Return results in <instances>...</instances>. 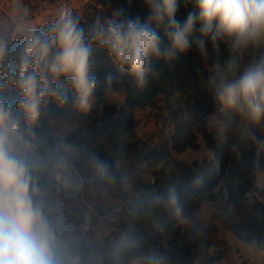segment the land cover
Here are the masks:
<instances>
[{"label":"rangeland","instance_id":"rangeland-1","mask_svg":"<svg viewBox=\"0 0 264 264\" xmlns=\"http://www.w3.org/2000/svg\"><path fill=\"white\" fill-rule=\"evenodd\" d=\"M62 6L72 8L74 15L81 20L90 19L92 23L98 17L102 21L114 16L123 18L111 2L99 5L96 0H0V29L10 27L15 16L24 14L29 23L40 29L51 22ZM93 75L102 95L93 96L92 106L86 113L72 103L61 106L49 100L40 115L42 134H50L57 148L61 149L62 144L67 148L61 160L52 154L48 163L53 182L42 191L51 215L63 224L66 237L76 245L77 264H149L152 255L162 257L161 264H197L202 260L203 246H208L205 249L208 257L220 254V259L212 264H264V249L239 239L234 231L237 227L242 234L264 238L261 234L264 216L251 211L247 205L240 207L237 196L232 199L237 205L230 209H220L204 199L191 211L186 201H177L178 213L167 219H162L156 211L146 210L138 215L124 237L126 250H115L119 239L116 226L121 217L116 209L110 211L118 202L113 179L107 174L95 180L100 173L98 164L107 166V159L103 154H92L89 163L81 166L83 173H79L70 159L76 156L73 150L100 142L105 135V123L112 130L119 117L121 122L116 128L119 142L139 140L147 142L146 148L165 142L169 146V150L159 152L149 163L139 165L131 158L123 160L121 168L127 176L140 174L149 180L151 170L163 165L182 172L186 166L213 159L214 151L199 131V124L190 117V102L181 94L188 87L179 83L171 66L148 73L142 87L132 80L129 89L120 77L108 80L111 74L107 64L95 66ZM152 88L156 90L151 101L126 103L129 95L138 100L136 90ZM178 128L195 135L192 147L182 152L171 148V137ZM206 128L215 138L230 144V173L225 180L228 193L237 195L240 187L248 186L245 168L257 163L262 171L256 176L254 186L264 193V152L258 155L253 145L254 140L264 144V123L252 126L256 134L253 139L240 118L233 122L222 111H215L207 116ZM129 182L134 191L135 181ZM199 227L209 231L205 233ZM81 245L88 250L86 253H82Z\"/></svg>","mask_w":264,"mask_h":264},{"label":"clouds","instance_id":"clouds-1","mask_svg":"<svg viewBox=\"0 0 264 264\" xmlns=\"http://www.w3.org/2000/svg\"><path fill=\"white\" fill-rule=\"evenodd\" d=\"M198 10L185 22L175 19L177 0H146L149 15L120 19L98 17L85 33L72 8L60 7L47 29L39 31L15 16L11 26L0 29V264H77L76 245L51 215L38 185L33 127L50 99L69 102L65 86L72 89V105L87 112L93 103L97 79L93 75V48L103 49L112 61L144 86L149 57L171 59L187 52L197 23L201 36L196 45L207 59L205 38L219 51L224 39L229 57L214 65L209 82L216 102L241 119L249 135L252 126L264 123V54L242 64L245 51L264 43V0H193ZM167 19L165 35L170 47L161 48L158 28ZM18 46L13 51L11 45ZM13 65L15 67L13 68ZM113 78L108 76V80ZM63 80V84L60 81ZM5 89H15V105L6 103ZM101 176L107 166L99 163ZM152 255L149 264H161Z\"/></svg>","mask_w":264,"mask_h":264},{"label":"trees","instance_id":"trees-1","mask_svg":"<svg viewBox=\"0 0 264 264\" xmlns=\"http://www.w3.org/2000/svg\"><path fill=\"white\" fill-rule=\"evenodd\" d=\"M96 2L99 5L113 3L121 13L123 17L121 19L140 17L143 22L149 15L146 0H96ZM190 12L198 14L193 0H177V10L175 13L177 21L181 22V24L185 22ZM49 25L50 23H47L38 30L47 33ZM80 25L85 29V33L87 34L92 22L90 19H80ZM167 26V19H165L163 25L158 28L162 49L171 46L170 41L165 35ZM200 27L201 25L197 23L192 35V46L187 52L177 53L171 59H167L164 56H150L148 73L164 71L168 66H171L179 83L188 87L181 94L190 102V117L199 124V131L213 148V159L205 160L200 164L194 163L191 166H186L182 172L169 170L166 165H163L161 168L151 170L149 180H146L140 174L127 176L122 172L121 163L123 160L131 158L139 165L149 163L156 159L159 152L169 150V146L167 142L164 144H154L148 146V148H146L147 142L139 140L125 143L119 142L116 136V128L119 127L121 122L119 117L114 121L112 130L107 129L108 125L105 123V135L100 142L85 146L80 150H73L76 156L70 158L72 165L78 169L79 173H83L81 166L89 163L92 154H103L105 159H107V174L113 179V190L115 198L118 201L111 207L110 211L116 209V212L121 217L119 224L116 226L119 239L114 245L115 250L119 252L126 250L124 237L131 231L132 226L138 220L139 214L151 209L156 211L162 219L172 218L178 213L177 201H186L191 211L204 199L214 202L220 209H230L237 205L232 200L234 196H237L240 207L247 205L251 211L264 216V193L257 190L254 186L256 176L262 171L260 164L248 165L245 168L248 186L243 185L240 187L237 195H230L225 185V180L230 173V144L222 142L207 131L206 118L215 111H222L231 121L239 120V117L233 113L221 109L215 100L214 89L209 82V78L215 71L214 65L217 63L223 65L230 53L227 42L224 39L220 40L219 51H216L213 49L211 41L205 38L208 57L207 59L202 57L196 45V40L201 36ZM17 46L16 42L11 45L13 51ZM260 54H264L263 43L259 48H250L245 51L241 63L247 64L254 56H259ZM93 60L96 67L107 64L111 76L113 78L120 77L128 89L131 88L130 83L134 78L126 71L121 70L103 49L93 48ZM14 67L15 65H13ZM60 83L63 84V80ZM155 90L156 88L148 89L147 91L136 90L134 93H136L135 97L138 100L129 95L126 103L134 105L143 100L145 102L151 101L154 98ZM65 91L68 94V103H71L74 93L67 86H65ZM3 95L6 103L14 106L19 94L15 89H5ZM101 95L102 92L96 85L93 90V96L99 98ZM50 100L56 102L54 99ZM42 127L43 124L40 117L33 127L35 133L33 141L35 143L34 152L38 162V185L41 187V190L52 185L53 182V178H51L52 169L48 163L52 154L56 156L57 160H61V156L67 149L63 144L61 149L57 148L50 134H42ZM194 137L193 133L184 132L178 128L171 137V148L177 152H182L192 147ZM253 145L255 152L261 156L264 152V144L260 140H254ZM108 151L111 152L110 155ZM102 177L99 173L95 180H101ZM131 180L135 181L136 188L134 191L129 186V181ZM191 226L198 227L196 224ZM199 228L205 233L209 231V229ZM234 231L239 239L264 249V238L242 234L237 227L234 228ZM261 234L264 235L263 232ZM151 237L154 239L153 235ZM211 244L210 241L209 245ZM81 246L82 253H86L88 250H84L83 245ZM207 248L208 246L201 247L202 260L197 264H212L220 259V254L212 257L206 256L205 249Z\"/></svg>","mask_w":264,"mask_h":264}]
</instances>
